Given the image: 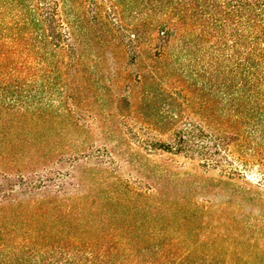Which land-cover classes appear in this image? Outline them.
<instances>
[{"label": "trees", "instance_id": "trees-1", "mask_svg": "<svg viewBox=\"0 0 264 264\" xmlns=\"http://www.w3.org/2000/svg\"><path fill=\"white\" fill-rule=\"evenodd\" d=\"M182 20L187 25L180 26ZM103 43L115 45V59L127 70L145 63L148 71H161L158 94L165 105H190L182 82L189 83L212 94L225 121H236L235 131L230 124L219 131L209 129L203 113L191 121L174 112L167 121L171 133L155 143L162 151L198 160L203 172L236 160L251 179L239 174L233 181L224 171L211 183L184 172L175 184L165 170V223L122 230L84 218L72 164L85 155L71 156L66 166L54 148L46 152L56 156L50 167L7 163L3 168L15 172H0V264H154L138 238L157 248L163 259L156 264L219 258L222 264H264V0H0V124L56 118L78 125L81 91L106 63ZM146 75L128 73L127 79L140 83ZM196 105L203 110L206 101ZM234 133L238 150L229 147ZM215 186L234 194L213 201L205 194ZM73 196L79 205L64 208ZM247 201L260 208L244 210ZM7 205L14 206L9 214ZM104 235L120 236L115 243L122 248L105 246Z\"/></svg>", "mask_w": 264, "mask_h": 264}, {"label": "rangeland", "instance_id": "rangeland-1", "mask_svg": "<svg viewBox=\"0 0 264 264\" xmlns=\"http://www.w3.org/2000/svg\"><path fill=\"white\" fill-rule=\"evenodd\" d=\"M121 6L127 16V3ZM179 25L187 23L182 20ZM188 28L191 29L189 25ZM114 46L111 43H103L101 46L106 63L99 67L100 78L87 82L81 91L79 105L84 117L78 125H70L56 118L46 121L25 118L19 123L6 121L0 124V172H15L13 169L7 171L3 168L7 163L20 165L38 161L50 167L56 161V156L46 153L49 149L56 148L63 152L66 166L72 163H69L71 156L83 154L85 157L72 165L73 172L81 180L79 187L74 191L82 197L79 201L84 208V218L94 219V224L101 228L122 230L134 226L153 229L165 223L161 204V183L165 170L175 184L178 183L176 176L184 172H189L192 180L202 178L211 183H215L214 177L225 172H230L234 177L233 181L239 179V174L251 179L250 173L242 172L243 168L236 160H231V164L226 163L224 170L220 171V166L203 172L202 167L196 164L198 160L192 161L183 154L175 155L162 151L155 143L160 139H167L171 133V130H168L171 123L167 121L168 116L174 112L180 111L181 115L191 121H198L199 112L203 113L210 124L209 129L215 128L219 131L226 129L227 124L235 131L236 121H225V117L219 114L212 94L204 93L189 83L182 82L192 98L190 105L184 104L180 107L174 102L165 105L164 99L158 94V76L162 72H156V68L152 72L148 71L145 63L130 66L127 70V64L124 66L115 59L117 48ZM138 71L147 74L140 83L127 79L128 73L134 78L135 72ZM200 100L206 101V108L203 110H199L196 105ZM234 134L233 138L236 139L229 141V147L238 150L240 142L238 135ZM38 148L43 149L44 154L40 157L33 156L32 151ZM252 180L255 181V177ZM229 194L234 193L225 187L215 186L206 191L205 195L220 203L225 201ZM1 195L2 192L0 198ZM18 196L21 199L26 198L25 193ZM76 199L75 196L67 198L64 208L66 204L77 207L79 201ZM13 207L7 205L4 210L9 214ZM242 208L257 211L260 206L247 201ZM118 237L120 236L113 238L104 235L101 241L107 247L114 244V247L119 249L122 245L115 243ZM121 239L122 242L127 240V234L126 238ZM136 244L142 247L141 253L154 264L163 259L156 251L157 248L152 247V244L143 238L136 239ZM118 252L120 255L124 253L120 250ZM221 262L222 259L219 258L214 264H222ZM200 264L213 263L202 261Z\"/></svg>", "mask_w": 264, "mask_h": 264}]
</instances>
